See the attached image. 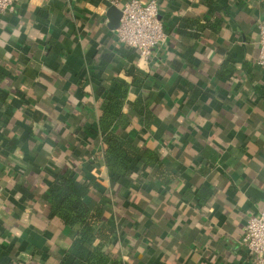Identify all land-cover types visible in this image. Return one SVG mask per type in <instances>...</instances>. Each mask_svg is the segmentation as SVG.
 <instances>
[{"label":"crops","instance_id":"0c3cea01","mask_svg":"<svg viewBox=\"0 0 264 264\" xmlns=\"http://www.w3.org/2000/svg\"><path fill=\"white\" fill-rule=\"evenodd\" d=\"M126 1L18 0L0 13V264H87L44 192L71 166L92 201L118 199L95 89L133 76L142 84L122 110L144 103L153 124L118 132L175 179L162 186L137 166L121 185L124 197L140 192L131 209L104 212L117 234L103 250L116 264H252L239 238L264 208V0H157L167 40L146 59L109 28L108 8Z\"/></svg>","mask_w":264,"mask_h":264},{"label":"trees","instance_id":"16d2710c","mask_svg":"<svg viewBox=\"0 0 264 264\" xmlns=\"http://www.w3.org/2000/svg\"><path fill=\"white\" fill-rule=\"evenodd\" d=\"M185 25L191 26L188 23ZM135 80L136 76L132 77L131 83L111 79L95 89L99 98L97 124L104 146V165L111 185L121 189V193L119 188L116 190L118 199L112 202L92 201L90 185L71 166L54 171L44 192L50 217L59 218L64 225L73 229L74 241L86 248L87 264H116L109 258L110 252L105 253L103 250L117 234L116 229L105 221L104 212L116 206L126 212L131 209L129 204L133 201V195L140 192L135 193L130 188L124 197L121 185L124 181H129L124 188L131 184L133 175L137 174L134 172L137 166L142 179L152 173V177L162 186H167L175 179V174L154 150L137 139L123 138L118 132V129L135 119L141 121L145 128H151L153 124L154 114L144 103H134L128 112L122 110L129 87L142 84ZM126 218H129L128 214Z\"/></svg>","mask_w":264,"mask_h":264},{"label":"built area","instance_id":"2783aa9c","mask_svg":"<svg viewBox=\"0 0 264 264\" xmlns=\"http://www.w3.org/2000/svg\"><path fill=\"white\" fill-rule=\"evenodd\" d=\"M18 0H0V13L15 9ZM119 25L114 29L117 41L138 52L141 58H149L161 49L167 40L159 18L157 0H127L119 8ZM259 52L256 64L264 69V22L258 25ZM252 264H264V208L248 217L239 238Z\"/></svg>","mask_w":264,"mask_h":264},{"label":"water","instance_id":"95a60500","mask_svg":"<svg viewBox=\"0 0 264 264\" xmlns=\"http://www.w3.org/2000/svg\"><path fill=\"white\" fill-rule=\"evenodd\" d=\"M107 16L109 18V28L115 29L119 25V19L121 16V11L115 6H111L107 10Z\"/></svg>","mask_w":264,"mask_h":264}]
</instances>
